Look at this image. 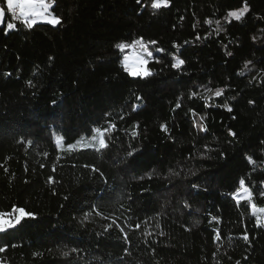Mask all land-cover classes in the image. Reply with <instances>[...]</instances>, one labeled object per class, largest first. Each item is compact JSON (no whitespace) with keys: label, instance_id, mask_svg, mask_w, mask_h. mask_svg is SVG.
<instances>
[{"label":"trees","instance_id":"1","mask_svg":"<svg viewBox=\"0 0 264 264\" xmlns=\"http://www.w3.org/2000/svg\"><path fill=\"white\" fill-rule=\"evenodd\" d=\"M151 2L52 0L61 23L31 28L0 3V212L33 214L0 231V263L264 264L235 198L244 179L264 206V0ZM133 41L151 75L123 66Z\"/></svg>","mask_w":264,"mask_h":264},{"label":"snow or ice","instance_id":"2","mask_svg":"<svg viewBox=\"0 0 264 264\" xmlns=\"http://www.w3.org/2000/svg\"><path fill=\"white\" fill-rule=\"evenodd\" d=\"M3 2H4V0H0V3H3ZM137 2L139 3V0H137ZM168 3H169V0H152L151 8L152 9H159L161 7H167ZM6 6H7L6 11L8 13H11L12 19L22 20L23 23L29 28L33 27V25L37 22V18L42 19L46 23L51 24L53 26L61 23V19L58 16H55L53 14L52 0H6ZM248 11H249V8L245 4V6L239 10L228 11L227 16L232 17L236 20H240ZM4 16H5V8L0 7V18H3ZM205 23H211V21L206 20ZM217 24H219V21H217ZM7 27L9 29H12L14 27V25L12 23H8ZM197 39H199V37H197ZM133 44H139L141 46V49H142V52L140 53L141 56H143V55H147L149 57L152 56V53L147 50V48L141 43V41H133ZM116 47L123 51L126 47H130V45H126V44L121 43V44L116 45ZM157 51L161 52L163 50L157 49ZM229 55H231V53H229ZM127 59H128V57H125V60H127ZM173 59L175 61L172 64L173 68L179 69L184 64V61L182 59H178L176 57H174ZM140 63L143 64V63H146V61L141 59ZM248 63H251V62H248ZM125 67H126V70H128L127 66H125ZM245 67H247V64L245 65ZM129 75L147 76V75H151V72H149L147 70H144L143 72H141V71H130ZM29 86H33L31 81H29ZM207 91L211 92L212 90L210 88H208ZM222 93H223V89H217L214 93H212V95L215 97H220L222 95ZM195 95H197L195 92H193L191 94V96H195ZM137 99H139V97ZM53 103H55V101ZM177 107H180L179 103L177 104ZM229 111H231V109H229ZM193 115H196V113L193 112ZM200 119L203 120V117H201ZM194 126H195V121H194ZM199 127H200L201 131H206V129L203 127L202 124L199 125ZM114 128H115L114 124L110 125L108 128H104V129L94 128L92 131L95 133V135H93L91 137V140L96 141L98 143V147H96L95 144H90L89 146L96 147L97 151H100V150L107 148L109 145L104 138V134H105V132L112 131ZM161 128L165 131L167 130L164 125H161ZM229 134L233 135V136L235 135V133L232 132L231 130H229ZM131 135L133 137H135L138 135V132L136 130H133ZM56 144H57V147L59 148L60 144H61V140L59 138H57ZM69 147H71V146H69ZM129 155H131V153H129ZM248 159H249V163H254V161L251 159V157H249ZM175 174L179 175V173H175ZM51 180H52V178L50 177L49 181L51 182ZM239 185H240V189L242 191L238 192L235 196V198L237 199V202L239 203L240 200L243 199V200L249 202L251 209H255L256 205L254 203H251L252 194L249 192L248 187L245 186L244 179H241L239 181ZM194 187H195V185H194ZM261 196H264V192H261ZM259 211L264 212V208H260ZM253 215H255V212H253ZM13 216H15V222L19 223L20 220L23 219L24 217H31V216H33V214L27 212L23 208H17V207H13L11 212H0V231L5 230L4 225H6V224L8 226H12V222H13L12 217ZM157 226H159V225H157ZM136 227H139V225H137ZM122 231H123V229H122ZM125 238H127L126 235H125ZM244 239L245 240L248 239L247 234L244 235ZM5 250H6V248L0 247V252H4ZM72 251H76V249H72ZM68 254H69L68 252L63 253V255H65V256H67ZM237 264H239V262H237Z\"/></svg>","mask_w":264,"mask_h":264},{"label":"rangeland","instance_id":"3","mask_svg":"<svg viewBox=\"0 0 264 264\" xmlns=\"http://www.w3.org/2000/svg\"><path fill=\"white\" fill-rule=\"evenodd\" d=\"M230 18H232V17H230ZM11 19H12V17H11ZM12 20H14V19H12ZM2 22H3V19L0 21V25L2 24ZM35 24H48V23H46L42 19L37 18V22ZM48 25H51V24H48ZM51 26H53V25H51ZM143 45L146 47V44H143ZM146 48H147V50L149 52L152 53V50L150 48H148V47H146ZM141 52H142L141 46L138 44L136 46H131L129 48V52L123 56L122 64H123L124 67L127 66V68H129V70H127V71H141V72H143L144 70H147L146 69V63L142 64V63H140V60L143 59L144 61H146L147 57H149V56H147V55L141 56L140 55ZM125 57H128V59L125 60ZM199 120H200V116L199 115L197 117L195 116V122L198 125V128L200 129L199 125H201V123H200ZM78 143H80V142H78ZM92 143H94V141L92 142L90 137H86V138L83 139V145L84 146H89ZM240 191H242V190L240 189L238 192H240ZM260 208H264V206H256L255 209H250V210H251L252 214H253V212H255L254 217L256 219V222H258L259 224L264 225V212H260L259 211ZM12 221H13L12 222V226H14L16 224L15 216L12 217ZM12 226H8L6 224V225H4V229L12 227ZM0 264H2V263H0Z\"/></svg>","mask_w":264,"mask_h":264},{"label":"crops","instance_id":"4","mask_svg":"<svg viewBox=\"0 0 264 264\" xmlns=\"http://www.w3.org/2000/svg\"><path fill=\"white\" fill-rule=\"evenodd\" d=\"M5 6H6V1H5ZM7 7V6H6ZM3 18H0V21L2 20Z\"/></svg>","mask_w":264,"mask_h":264},{"label":"built area","instance_id":"5","mask_svg":"<svg viewBox=\"0 0 264 264\" xmlns=\"http://www.w3.org/2000/svg\"><path fill=\"white\" fill-rule=\"evenodd\" d=\"M9 15L11 16V13H9ZM12 17V16H11Z\"/></svg>","mask_w":264,"mask_h":264}]
</instances>
